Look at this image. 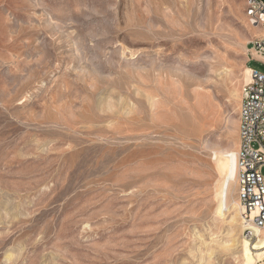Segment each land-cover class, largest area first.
Returning a JSON list of instances; mask_svg holds the SVG:
<instances>
[{
	"label": "rangeland",
	"instance_id": "1",
	"mask_svg": "<svg viewBox=\"0 0 264 264\" xmlns=\"http://www.w3.org/2000/svg\"><path fill=\"white\" fill-rule=\"evenodd\" d=\"M246 4L0 0V264L240 263L214 152L264 75Z\"/></svg>",
	"mask_w": 264,
	"mask_h": 264
},
{
	"label": "built area",
	"instance_id": "2",
	"mask_svg": "<svg viewBox=\"0 0 264 264\" xmlns=\"http://www.w3.org/2000/svg\"><path fill=\"white\" fill-rule=\"evenodd\" d=\"M246 9L250 24L260 31L251 50L264 61V0H247ZM238 123V147L228 156L233 155L235 164L242 235L254 241L258 237L255 230L264 231V75L252 69L249 82L241 89Z\"/></svg>",
	"mask_w": 264,
	"mask_h": 264
},
{
	"label": "bare ground",
	"instance_id": "3",
	"mask_svg": "<svg viewBox=\"0 0 264 264\" xmlns=\"http://www.w3.org/2000/svg\"><path fill=\"white\" fill-rule=\"evenodd\" d=\"M242 80L245 84L249 82L250 68L246 67L244 69ZM235 151L214 152L216 169L221 178L216 190V214L219 217H224L228 213L230 215V225L235 226L241 235L244 227V224L239 222L241 221L239 218H241L242 208L237 197L233 198L232 195L234 190L236 192L235 164L233 155L231 157L228 156V153L234 154ZM255 234L258 237L254 241H250L242 237V235H239L237 241H235V245H238L236 251L240 255L239 264H264V231L255 230Z\"/></svg>",
	"mask_w": 264,
	"mask_h": 264
},
{
	"label": "crops",
	"instance_id": "4",
	"mask_svg": "<svg viewBox=\"0 0 264 264\" xmlns=\"http://www.w3.org/2000/svg\"><path fill=\"white\" fill-rule=\"evenodd\" d=\"M259 60H262V59L257 56H252L251 58V61H259Z\"/></svg>",
	"mask_w": 264,
	"mask_h": 264
}]
</instances>
